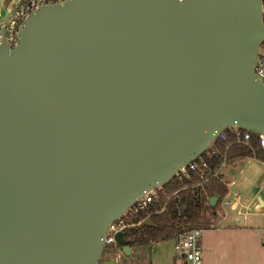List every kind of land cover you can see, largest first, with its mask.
Returning <instances> with one entry per match:
<instances>
[{"label":"water","instance_id":"obj_1","mask_svg":"<svg viewBox=\"0 0 264 264\" xmlns=\"http://www.w3.org/2000/svg\"><path fill=\"white\" fill-rule=\"evenodd\" d=\"M263 15V0H66L26 17L0 46V264H98L107 225L222 131L263 135Z\"/></svg>","mask_w":264,"mask_h":264},{"label":"rangeland","instance_id":"obj_2","mask_svg":"<svg viewBox=\"0 0 264 264\" xmlns=\"http://www.w3.org/2000/svg\"><path fill=\"white\" fill-rule=\"evenodd\" d=\"M18 1L0 0V14ZM261 49L264 53L263 46ZM220 172L227 186L233 184L229 187L230 197L224 200L227 190L214 208L208 205L196 224L185 225L184 229H203L202 264H264V207L258 206V198L264 201V158H236ZM235 194L239 196L238 201ZM224 211L227 218L222 220ZM130 250L131 264H170L172 241L149 243Z\"/></svg>","mask_w":264,"mask_h":264},{"label":"built area","instance_id":"obj_3","mask_svg":"<svg viewBox=\"0 0 264 264\" xmlns=\"http://www.w3.org/2000/svg\"><path fill=\"white\" fill-rule=\"evenodd\" d=\"M66 0H20L16 4L12 5L8 11L4 14H0V46L2 43L7 45L10 49H15L18 45V34L23 24V20L28 17L31 13L41 7H48L51 5H57L65 2ZM255 56L253 69L255 70L256 77L258 81L264 86V53L261 52ZM264 52V51H263ZM229 135L234 136L236 142L248 146L249 135L255 133L253 131L246 130L240 127H229L225 129ZM258 134V133H257ZM260 135V145L261 149L264 151V135ZM212 146V145H211ZM210 146V147H211ZM209 147V148H210ZM208 148V149H209ZM207 149V150H208ZM206 150V151H207ZM221 156V164L214 172H210L208 178L216 179L220 178L221 181L227 186V184L220 177V169L226 167L227 164L232 160H227L225 154H220L216 148H213L210 152L211 157ZM201 171H206L209 169L206 162H201ZM198 168L196 161L190 162L183 169H180L174 177L181 180V177H187L188 171H193ZM204 181H207L205 179ZM165 189L161 187L154 188L145 195H143L134 204L128 207L119 218L110 222L104 232L101 256L98 264L103 261V264H131L128 261L127 256L122 251V246L117 240L118 233L124 235V240L127 242V246L131 248L128 241V233H135L134 237L140 236L143 226L147 218L150 215L142 216L149 206L157 202L161 195L165 193ZM228 194V193H227ZM226 194V195H227ZM226 196L224 200L228 199ZM236 200H239L238 195H234ZM230 202H225L228 205ZM164 207L161 209L163 211ZM203 229L200 228H189L184 230L182 234L177 235L172 241V254H171V264H202L203 260V250L201 249ZM136 248L143 246H134ZM131 251V250H130Z\"/></svg>","mask_w":264,"mask_h":264},{"label":"trees","instance_id":"obj_4","mask_svg":"<svg viewBox=\"0 0 264 264\" xmlns=\"http://www.w3.org/2000/svg\"><path fill=\"white\" fill-rule=\"evenodd\" d=\"M247 142L248 146L238 143L234 136L229 135L226 130L222 131L212 146L194 160L198 164L197 169L188 171V176L181 177V180L173 176L163 184L165 193L142 214L150 215L151 225L143 226L140 236L134 237L135 233L129 232V245L146 246L149 243L164 242L182 234L185 225H195L203 209L208 208L209 199L218 197L220 201L227 193V187L220 178H208L210 172L216 171L222 161L219 155L211 157V150L216 148L221 155L225 154L227 160L251 157L262 160L264 151L261 149L260 135L251 132ZM203 161L209 167L206 171H201Z\"/></svg>","mask_w":264,"mask_h":264},{"label":"crops","instance_id":"obj_5","mask_svg":"<svg viewBox=\"0 0 264 264\" xmlns=\"http://www.w3.org/2000/svg\"><path fill=\"white\" fill-rule=\"evenodd\" d=\"M232 161H234V160H232ZM225 167H223L222 169H224ZM222 169H220V171L222 170ZM224 171V170H223ZM221 175H223V172H220V177H221ZM222 178V177H221ZM231 185H233L232 183H230L228 186H226L227 187V190H228V194L226 195V196H229V187L231 186ZM230 197V196H229ZM263 203H264V201H263ZM264 207V206H263ZM224 213H225V211H224ZM227 218V213H225V217L224 218H222V220H225ZM170 264H171V261H170Z\"/></svg>","mask_w":264,"mask_h":264},{"label":"flooded vegetation","instance_id":"obj_6","mask_svg":"<svg viewBox=\"0 0 264 264\" xmlns=\"http://www.w3.org/2000/svg\"><path fill=\"white\" fill-rule=\"evenodd\" d=\"M264 16V15H263Z\"/></svg>","mask_w":264,"mask_h":264}]
</instances>
